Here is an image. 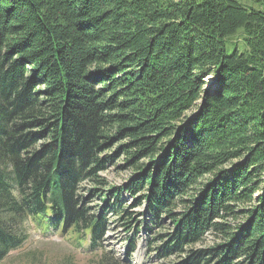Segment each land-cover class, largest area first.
<instances>
[{"label":"trees","instance_id":"16d2710c","mask_svg":"<svg viewBox=\"0 0 264 264\" xmlns=\"http://www.w3.org/2000/svg\"><path fill=\"white\" fill-rule=\"evenodd\" d=\"M240 28L244 49L227 53ZM122 155L134 176L110 188L113 202L96 191L112 210L123 191L155 226L170 220L164 260L264 264L263 11L237 0H0V260L25 240L27 216L96 246L105 218L72 197L85 181L107 185L98 171ZM206 234L213 245L195 248Z\"/></svg>","mask_w":264,"mask_h":264},{"label":"rangeland","instance_id":"374dc122","mask_svg":"<svg viewBox=\"0 0 264 264\" xmlns=\"http://www.w3.org/2000/svg\"><path fill=\"white\" fill-rule=\"evenodd\" d=\"M237 1L245 7L264 12V7L257 3L249 0ZM243 36V30L240 28L233 36L228 37L226 39V52L230 53L234 48L243 50L245 47L241 40ZM205 81L204 88L209 91L213 92L220 88L215 76L206 77ZM116 147L117 145H114L111 151L115 150ZM125 163L123 155L112 163H106L105 169L98 171V174L105 179L107 185L95 186L90 181H85L77 188L72 197L78 208L86 210L88 214L105 218V238L100 242L101 249H96L98 253L89 254L78 250L65 237L55 233L37 238L32 232L29 235L27 231L28 238L23 243V247L12 254L10 252L9 256L0 264H61L63 261H69L72 264H97L98 257L96 255L102 256L105 252L108 253L111 260L112 258L115 260L116 264H176L173 257L164 260L159 256L158 251L160 250L159 246H161L160 236L172 231V225L167 217H162L158 221L159 227L155 226L145 211L143 200L135 202L136 198L140 196L133 198L123 191L118 194L119 201L122 202L120 210H112L109 206L105 207L106 201L103 194L109 196L107 198L109 201H115L114 194L111 193L113 189L110 188L122 186L135 174L134 170L125 168ZM96 188L98 190L107 189L103 191V194L98 195ZM177 207L176 212L180 213L183 207L180 204ZM133 229L134 233L131 232ZM130 240L134 241L135 247L130 251V257H124L123 251L128 249L126 244ZM214 241L213 236L206 234L203 244H197L195 248H203L204 245L211 246ZM114 260L112 261L114 262Z\"/></svg>","mask_w":264,"mask_h":264}]
</instances>
